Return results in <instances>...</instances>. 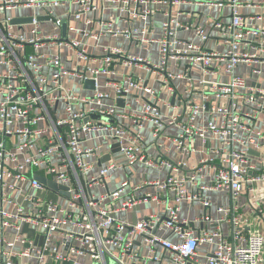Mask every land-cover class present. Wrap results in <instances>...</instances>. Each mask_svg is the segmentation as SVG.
<instances>
[{
    "label": "built area",
    "instance_id": "built-area-1",
    "mask_svg": "<svg viewBox=\"0 0 264 264\" xmlns=\"http://www.w3.org/2000/svg\"><path fill=\"white\" fill-rule=\"evenodd\" d=\"M108 1L117 2L121 16L127 13L140 17L143 26L119 28L100 19L98 33L87 31L89 14L96 13ZM179 1L183 0H0V13L38 8L57 28L66 25L64 36L58 30L43 33L40 22L33 17L26 34L12 31L10 19L0 16V264H132L136 259L155 264H264V233L245 220L238 203L246 186L252 194L254 218L258 214L261 218L264 212V204L254 195L256 185L264 180V171L257 169L249 152L251 146L260 147L264 129L245 122L264 114V88L251 86L245 77L234 73L239 64L253 73L261 72L260 67L254 66L259 54L247 47L260 49L249 36H264V30L247 25L239 13L240 0H188L231 8L228 22L214 23L228 44L226 50H208L204 45L181 40L176 35L179 29L192 28L203 42L209 34L204 27H193L170 14L162 22L160 38H151L149 20L156 12L153 5H174ZM131 2L139 7L135 12L129 10ZM65 7L74 9L67 10L63 18L55 14L56 8ZM70 20L80 21L83 26L77 29ZM69 32H78L81 39L69 38ZM99 35L121 36L135 43L156 42L157 59L150 61L120 47L102 46L99 68L86 65L72 72L83 81L93 79L94 90L90 94L74 93L63 84L69 71L61 48L72 51L78 60L88 61L83 38L96 39ZM240 45L245 49H240ZM115 56L126 65L144 68L168 92L175 91L174 80H186L187 98L180 99L185 110L175 111L174 103L162 99L157 90L132 74L109 80L110 89L99 90L98 75L114 72ZM213 61L226 62L225 70L231 73L229 82H208L204 78L195 81L191 77L192 67L207 74ZM181 66V71L174 70ZM195 84L210 85L211 93H201V102L194 95ZM133 92L149 97L133 96L131 104L127 100ZM118 99L124 101L126 110H119ZM162 106L173 111L164 113ZM204 114L208 115L206 120L201 119ZM123 118L130 119L135 129L125 126ZM146 122L152 123L155 139L165 126H177L179 132L171 141L185 153L193 150L196 140L203 146L209 139L219 143L213 149L221 155L218 163L214 164L212 156L203 155L191 166L186 182L200 191L225 189L230 193L231 206L218 209L223 212L220 222L231 225L229 238L223 234L221 223L212 232L196 235L189 221L179 217L178 203L182 200H200L205 208L209 206L198 191L183 187L185 179L169 175L164 180L131 184L126 178L113 190L95 191L97 187L105 188L112 172L126 164L141 162L154 167L160 163L175 168V164L164 159L153 161L145 156L140 131ZM241 130L248 134L241 137ZM115 143L119 150L110 153L109 146ZM106 153L111 158L99 164ZM209 165H214V172L210 183L204 185L199 179ZM35 174L66 189L54 193L35 179ZM23 182L27 183L26 188L20 185ZM145 185L173 193V203L165 206L164 218L152 213L134 223L120 220L121 211L142 201L159 200L157 194L150 192L137 194ZM50 193L58 198L50 197ZM208 219L206 212L199 217L200 221ZM26 229L40 232V244L29 238ZM160 230L174 234L175 239L161 235ZM137 237L145 243L143 254L135 245ZM202 243L214 247L200 262L198 246Z\"/></svg>",
    "mask_w": 264,
    "mask_h": 264
},
{
    "label": "crops",
    "instance_id": "crops-1",
    "mask_svg": "<svg viewBox=\"0 0 264 264\" xmlns=\"http://www.w3.org/2000/svg\"><path fill=\"white\" fill-rule=\"evenodd\" d=\"M223 1V0H218ZM263 0H240L241 7H239V13L244 17L247 25L249 27L255 28L260 27L264 30V3ZM116 1H108L102 5V8L99 9L96 13L89 14V19L91 23L88 25L87 31L92 33H98L101 29L98 21L101 19L105 22L111 24V26L119 27V28H136L143 26V20L135 15L129 16L127 13L121 16L118 9L116 8ZM153 7L156 9V12L153 16L150 17L149 20V36L153 39H158L161 36V25L162 22L169 16L175 19L179 18L182 22L191 23L194 26L199 25L205 28L209 37L206 41H201L198 39L194 33L192 28L190 29H179L176 32L178 38L183 41L192 42L195 44L204 45L205 49L208 50H226L228 44L221 37L217 28H215L214 23L216 20H219L223 23H226L230 20L231 8L228 5L217 6L213 3H195L190 2L188 0L179 1L178 4L170 5L169 3L164 4H154ZM30 9L36 10L31 13ZM73 7H65V8H56L55 14L59 17L63 18L67 14L65 13L67 10H73ZM139 7L131 2L129 5V10L131 12H135ZM17 10H22V13H16ZM24 10H28L25 13ZM6 15L10 20L13 18H23L35 17H46L43 10L38 8L31 7H22L7 10L5 13H0V16ZM40 22V30L44 32H51L50 29L42 30L41 26L45 24V22H50L48 19L38 20ZM70 25L75 26L77 29L81 28L83 24L80 21L70 20ZM11 30L15 32H24L28 33L29 28L31 26V22H22V23H11ZM56 31H62L61 29L54 27ZM68 37L71 39H81V34L78 32H69ZM249 40L252 41L254 46H259L260 49L248 48L249 51H255L259 54L258 62L255 63V67H260L261 72L259 74L251 72L249 68H247L244 64H239L234 70V73L237 75H241L245 77L248 81V84L254 87L264 88V36L262 34L258 36H249ZM83 42L85 44V52L89 55L88 61H81L76 59L75 54L68 50L67 48L64 51H60L62 58L64 60L65 68L69 71V73L64 77L63 84L70 86L74 93H84L90 94L93 89L86 88L84 85V81L77 78L72 74L74 70L79 68L82 70L86 65L100 67L101 66V56H102V46H116L125 49L128 53L139 55L144 58L149 59L150 61H155L157 59L158 52V44L156 42H130L125 40L121 36H109V35H99L98 38L94 39L91 37L83 38ZM240 49H245L242 45L239 46ZM113 68L114 72L112 74L98 75V83L97 88L101 91L109 90V86H107V81H117L125 74H132L137 77H141L143 81L152 86L159 93L162 99H167L171 104H175V111L183 112L184 101L181 102V98H187V94L185 93V88L187 86L186 80L178 79L174 80V92H168L165 86L159 82L154 80V76L149 74L142 67H134L130 65H126L122 63L121 58L115 56L113 59ZM226 62L225 61H213L211 62V66L209 68V72L204 74L202 69L199 67H192L190 70L191 77L196 81L197 79L204 78L208 82H221L226 83L229 82L231 78V73H228L225 70ZM181 68L174 69L175 71H181ZM90 79V78H88ZM210 84V83H209ZM201 86L195 84L194 86V95L198 102L202 101L201 93H211L210 85ZM140 95L141 97H149L145 96L143 93L133 92L130 97H128V102L133 104V96ZM172 97L174 99L172 100ZM124 102V101H123ZM117 104V102H116ZM118 106V104H117ZM124 106V105H123ZM119 110H126L124 107L118 106ZM162 111L164 113L171 114L173 109L165 108L162 106ZM208 115L204 114L201 119L206 120ZM123 124L130 129H135L130 123V119H121ZM247 123L253 124L256 129H264V114H260L256 120L247 121ZM152 123L146 122L143 124L141 129V134L143 135V151L147 158L152 159L153 161L164 159L166 162L175 164V168H171L166 164L157 163L154 167H150L145 165L144 163L137 162L132 165L126 164L124 168L116 169L112 172L111 177L108 179L107 185L105 188L97 187L95 191L97 193H101L107 190L115 189L120 181L128 178L131 184H138L144 181L149 180H164L169 175L177 178V179H185V183L183 187H185L188 191L199 192L202 199L208 201L209 206L204 207L200 200H182L178 203L179 208V217L181 219H186L190 223V227L194 234H199L203 231L212 232L219 223H221L222 211L218 209H227L231 206V197L230 193L225 189H203L199 190L196 186H192L188 181L186 182V178L190 173L191 166L199 161V159L207 154L214 158V164H217L220 154L214 153V148L219 147V143L214 141L213 139H209L207 144L203 146L199 140H196L194 143V148L190 153H185L184 151L178 150L172 144L171 138L176 136L179 132V128L174 125L165 126L157 139L152 136ZM247 131L241 130L240 136L245 137ZM110 148V146H109ZM250 150L253 152L251 155L253 156V161L255 162L257 169L259 171H264V138L260 140V147L253 148L250 147ZM119 157V156H117ZM120 160V158H119ZM214 172V165L206 166L203 170V174L199 179L201 184H209L212 180ZM23 188H26L27 183H20ZM107 187V188H106ZM145 192H150L152 194H157L159 196V200H146L142 201L139 204L135 205L132 208H128L126 210L121 211L118 214V218L128 223H134L137 220H141L147 217L149 214L158 213L160 216L164 218L165 206L167 204L173 203V193L168 190H161L156 186L145 185L143 189L137 192V194H144ZM254 195L260 199L261 203L264 204V180L258 182L256 185ZM252 194L247 191L246 186L243 187L242 194L238 200V203L241 207V212L244 214L245 220L250 224L257 226L264 233V212L261 214V218H259L260 214H258L257 218H254L253 207L251 206ZM208 213L209 219L200 221L199 217L204 213ZM223 234L229 238L231 233V225L228 221L222 222L220 224ZM27 234L29 238L33 240L35 244H40L41 242V234L40 232H31L27 230ZM161 235L169 237V239H175L174 234H170V232L166 230L158 231ZM25 245L28 244L24 243ZM20 243H17V246ZM135 245L140 249V252L145 253V243L142 237H137ZM212 244L202 243L198 246V261L203 262L205 258L210 254L213 249ZM158 253L160 255L163 254V251L158 248ZM19 261H22L21 259ZM26 261V260H25ZM132 264H155L154 262L145 263L141 259H136L132 261ZM166 264V263H164ZM168 264V263H167Z\"/></svg>",
    "mask_w": 264,
    "mask_h": 264
},
{
    "label": "water",
    "instance_id": "water-1",
    "mask_svg": "<svg viewBox=\"0 0 264 264\" xmlns=\"http://www.w3.org/2000/svg\"><path fill=\"white\" fill-rule=\"evenodd\" d=\"M42 19H48L47 17H38L37 20H42ZM11 23H22V22H31L32 21V17H23V18H13L10 20ZM65 30H66V25L65 23L62 24V35L64 36L65 34ZM84 85L86 88L89 89H93L95 88V81L93 79H86L84 80ZM174 99V97H172V100ZM117 104L120 107H123L124 102L122 99H118L117 100ZM93 118H96V116H93ZM119 150V145L117 143L110 145V153H115ZM250 153H252V150H249ZM110 153H106L105 155H103L100 159V163L108 161L111 158ZM34 178L37 179L39 182H41L42 184L46 185L48 188H50V190L54 193H56L59 189H66L64 186H59L57 185L54 181L47 179L41 175L35 174ZM67 194V193H65ZM110 264H114L113 262H111ZM190 264V263H187Z\"/></svg>",
    "mask_w": 264,
    "mask_h": 264
},
{
    "label": "rangeland",
    "instance_id": "rangeland-1",
    "mask_svg": "<svg viewBox=\"0 0 264 264\" xmlns=\"http://www.w3.org/2000/svg\"><path fill=\"white\" fill-rule=\"evenodd\" d=\"M215 1H218V0H215ZM19 9H20V8H19ZM26 11H28V10H24L23 12L25 13ZM29 11H31V13H32V12H34V11H36V10L30 9ZM20 12L22 13V10H17V11H16V13H20ZM54 27H55V25H54L53 22H45V24H43V25L41 26V29L44 30V31L50 29L51 32H55L56 29H54ZM61 51H64V49H62ZM49 196H50V197H53V198H55V199L58 198V197H56V195L53 194V193H50Z\"/></svg>",
    "mask_w": 264,
    "mask_h": 264
}]
</instances>
